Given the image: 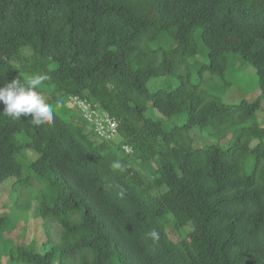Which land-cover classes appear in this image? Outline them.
<instances>
[{"label":"trees","instance_id":"1","mask_svg":"<svg viewBox=\"0 0 264 264\" xmlns=\"http://www.w3.org/2000/svg\"><path fill=\"white\" fill-rule=\"evenodd\" d=\"M230 61L254 71V101H223ZM15 64L77 115L36 127L0 103V186L16 179L0 264H264V0H0V87L24 79ZM205 73L224 85L204 88ZM161 78L178 85L149 90ZM73 98L115 118L119 138L97 142ZM194 130L232 139L196 147ZM34 179L38 216L61 227L40 252L12 237Z\"/></svg>","mask_w":264,"mask_h":264},{"label":"rangeland","instance_id":"2","mask_svg":"<svg viewBox=\"0 0 264 264\" xmlns=\"http://www.w3.org/2000/svg\"><path fill=\"white\" fill-rule=\"evenodd\" d=\"M29 48H24L21 50V53L29 51ZM18 72L25 79L30 75L36 74H44L43 72L32 73L25 67H20L15 64ZM239 64H234V62L230 61L229 71L226 75L227 80H231L234 84L232 87L226 90L225 95L222 96L223 101L231 104H239L243 100L248 102H252L257 98L258 90H256V76L254 75V71L250 67H239ZM54 66L48 68L51 70ZM200 74L193 70L191 74V81L196 83L199 79ZM203 87L204 88H215L220 84L224 85L222 81H219L218 78L213 82L211 75L205 73L202 75ZM221 82V83H220ZM178 85V81L176 79L168 80V79H155L148 84L149 90H156L157 88H164L166 90H172ZM45 98V100L52 104L55 113L63 117L67 121H71L72 118L77 115L75 109L71 106L69 101L64 100L62 102H53L51 98V93L53 92V87L47 83L46 81L38 88ZM59 104V107H56ZM152 113V112H151ZM185 121L184 115H179L166 122V127L171 128L173 126L182 125ZM258 123L264 127V105L262 110L260 111L258 118ZM193 139L195 141V146L200 147L205 144H217L223 148L227 147L232 139L231 133L227 135L226 139L221 140L214 137V139L206 133H199L197 130L193 132ZM97 142H99L97 140ZM28 158L31 160H37L38 156L33 151H28ZM29 173L27 169H24V175L26 176ZM16 183V179L12 178L4 182L0 186V199L5 202L4 205L0 206V217H4L6 215L13 214V211L10 209L11 205L15 203L12 200V187ZM42 183L37 180L32 181V189L31 188H23L20 196V204L21 206H27L30 204L29 210L23 209L21 214V220L16 223L13 229V240L17 246L27 248L30 245L34 246V250L36 252L42 251L48 245V233L54 244H57L60 241V233L61 227L53 222H50L49 230L46 228V222L38 216L37 210L39 207V199L38 193L42 189ZM34 193H31V191ZM16 209V207H15ZM11 213V214H10ZM48 231V233H47ZM51 246V245H50ZM48 245V247H50ZM7 264V262H4Z\"/></svg>","mask_w":264,"mask_h":264},{"label":"clouds","instance_id":"3","mask_svg":"<svg viewBox=\"0 0 264 264\" xmlns=\"http://www.w3.org/2000/svg\"><path fill=\"white\" fill-rule=\"evenodd\" d=\"M47 79L48 77L44 74H36L30 75L23 80L17 77L11 82L5 83L3 87H0V103L3 104L2 113L12 119H21L22 116L25 118L30 117L31 123L36 127L52 124L54 122L55 109L37 90ZM56 107H59V104ZM118 138L110 142L97 140L112 143ZM124 147H129L131 152H133L130 146H122L121 149L124 152ZM113 166L116 168L121 167L119 163ZM145 235L154 243L159 240V232L155 228L149 230Z\"/></svg>","mask_w":264,"mask_h":264},{"label":"built area","instance_id":"4","mask_svg":"<svg viewBox=\"0 0 264 264\" xmlns=\"http://www.w3.org/2000/svg\"><path fill=\"white\" fill-rule=\"evenodd\" d=\"M71 102L79 108L83 119L90 125L98 140L110 142L118 137V122L115 118L79 98H73ZM124 150L126 153L131 152L129 147H124Z\"/></svg>","mask_w":264,"mask_h":264}]
</instances>
